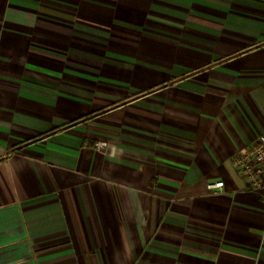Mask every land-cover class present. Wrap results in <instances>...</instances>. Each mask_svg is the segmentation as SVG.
I'll return each mask as SVG.
<instances>
[{"label":"crops","instance_id":"0c3cea01","mask_svg":"<svg viewBox=\"0 0 264 264\" xmlns=\"http://www.w3.org/2000/svg\"><path fill=\"white\" fill-rule=\"evenodd\" d=\"M262 133L264 0H0V264H264Z\"/></svg>","mask_w":264,"mask_h":264},{"label":"built area","instance_id":"2783aa9c","mask_svg":"<svg viewBox=\"0 0 264 264\" xmlns=\"http://www.w3.org/2000/svg\"><path fill=\"white\" fill-rule=\"evenodd\" d=\"M98 146L102 148L105 143H99ZM232 163L249 182L250 189L264 197V133L258 135L250 149L243 155L232 158ZM210 186L213 189L223 187L224 182L220 181Z\"/></svg>","mask_w":264,"mask_h":264}]
</instances>
